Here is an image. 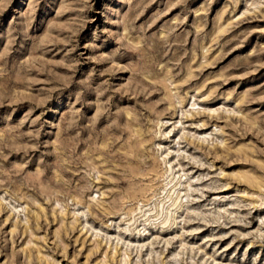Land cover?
Instances as JSON below:
<instances>
[{
    "label": "rangeland",
    "instance_id": "obj_1",
    "mask_svg": "<svg viewBox=\"0 0 264 264\" xmlns=\"http://www.w3.org/2000/svg\"><path fill=\"white\" fill-rule=\"evenodd\" d=\"M0 264H264V0H0Z\"/></svg>",
    "mask_w": 264,
    "mask_h": 264
}]
</instances>
